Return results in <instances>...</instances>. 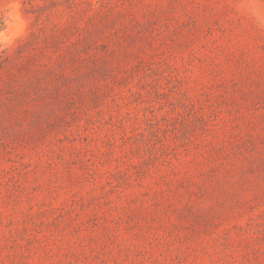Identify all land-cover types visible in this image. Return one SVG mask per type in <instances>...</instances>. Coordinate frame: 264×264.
Instances as JSON below:
<instances>
[{"label": "rangeland", "instance_id": "374dc122", "mask_svg": "<svg viewBox=\"0 0 264 264\" xmlns=\"http://www.w3.org/2000/svg\"><path fill=\"white\" fill-rule=\"evenodd\" d=\"M0 264H264V0H0Z\"/></svg>", "mask_w": 264, "mask_h": 264}]
</instances>
